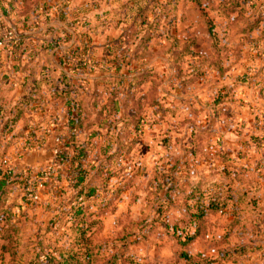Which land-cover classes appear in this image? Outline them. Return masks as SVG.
Segmentation results:
<instances>
[{
  "label": "rangeland",
  "instance_id": "rangeland-1",
  "mask_svg": "<svg viewBox=\"0 0 264 264\" xmlns=\"http://www.w3.org/2000/svg\"><path fill=\"white\" fill-rule=\"evenodd\" d=\"M72 4L46 42L86 137L60 158L45 92L0 122V264H264V0Z\"/></svg>",
  "mask_w": 264,
  "mask_h": 264
},
{
  "label": "trees",
  "instance_id": "trees-1",
  "mask_svg": "<svg viewBox=\"0 0 264 264\" xmlns=\"http://www.w3.org/2000/svg\"><path fill=\"white\" fill-rule=\"evenodd\" d=\"M44 11L45 6H41L39 0H0V30L10 27L13 29L15 36L6 49L4 57L0 59V122L4 127L10 125L11 128L21 123L23 126L17 131V135L26 133L29 129L27 123L29 121L33 122L32 117L27 115H29L31 108H35L37 98L45 90L51 98L60 100L64 108L67 109L68 123L65 125L67 131H64V133L56 131V134L63 135L62 138L65 136L64 141L68 140L65 142L66 149L58 153L61 159H66L65 154L68 152L69 141L75 139L78 132L83 139L86 137L87 128L86 126L83 128L84 104L71 98V94L74 92L71 89L70 81L61 69L55 67L51 60L48 61L52 56L48 46L49 43L43 41L32 44L30 38L32 34L28 32L32 30V27H26V25L31 19L36 21L38 17L43 15ZM12 14L16 18H20L15 23L18 26H14V28L11 26L13 22L9 19V15ZM59 17L62 19L61 15ZM43 21L47 22L48 17L43 18ZM19 29L24 32L20 33ZM40 55H45L49 64L46 67H39L36 72L37 63L35 62L33 67L31 65L34 59L36 60ZM2 64L5 66L12 65L14 72L21 74L18 83L21 92L18 96V87L14 86L8 73L1 71ZM12 88L15 89V93L8 98L9 94L14 91ZM69 148L71 149V146ZM82 174V171H80V174L78 173L77 183L72 186L78 190L77 197L85 200L95 197V190L90 189L88 193L86 192L87 194L83 193L84 177ZM10 180L11 173H8L2 177L0 187ZM208 209L218 211L219 205L210 204ZM81 210V208L78 209V211Z\"/></svg>",
  "mask_w": 264,
  "mask_h": 264
},
{
  "label": "crops",
  "instance_id": "crops-1",
  "mask_svg": "<svg viewBox=\"0 0 264 264\" xmlns=\"http://www.w3.org/2000/svg\"><path fill=\"white\" fill-rule=\"evenodd\" d=\"M8 1V0H7ZM62 1V3H61ZM39 3L41 6H45V11L41 17H38L36 21L32 23V30L28 31L32 35L30 36L33 43L48 41V38H51V32L53 27L57 28H67L66 27V19L67 17H64L63 14L70 13L74 6L72 4V0H39ZM62 16V19L59 18V16ZM48 17V21L44 22L43 18ZM16 17H13L9 15V19L13 22L12 27L18 26L15 23L19 21L20 18L15 19ZM8 20V19H7ZM6 22V20H5ZM28 27V24L26 25ZM19 32H24L23 30L19 29ZM45 33V34H44ZM39 70V65L37 66L36 72ZM21 90L18 91V95L20 94ZM45 92V90L42 91V93ZM41 93V94H42ZM48 94V93H47Z\"/></svg>",
  "mask_w": 264,
  "mask_h": 264
},
{
  "label": "built area",
  "instance_id": "built-area-1",
  "mask_svg": "<svg viewBox=\"0 0 264 264\" xmlns=\"http://www.w3.org/2000/svg\"><path fill=\"white\" fill-rule=\"evenodd\" d=\"M14 31L10 27L0 30V59L5 55L6 49L14 39ZM16 87L17 85L14 84Z\"/></svg>",
  "mask_w": 264,
  "mask_h": 264
}]
</instances>
